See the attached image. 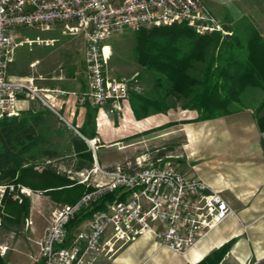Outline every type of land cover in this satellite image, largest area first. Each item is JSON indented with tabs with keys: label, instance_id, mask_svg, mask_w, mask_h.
<instances>
[{
	"label": "built area",
	"instance_id": "2783aa9c",
	"mask_svg": "<svg viewBox=\"0 0 264 264\" xmlns=\"http://www.w3.org/2000/svg\"><path fill=\"white\" fill-rule=\"evenodd\" d=\"M57 24H72V30L84 32L87 87L77 94L58 87H37L32 77L7 74L15 50L30 43L18 30L47 32ZM174 24H183L197 35H229L201 0H0V121L18 117L20 101L38 100L66 123L60 111L70 95L79 106L88 103L102 108L111 104L121 110L127 103L128 87L107 73L111 55L107 42L126 30L137 32ZM83 140L94 154L98 139ZM167 159L157 157L145 165L144 160H137L134 169L124 166L106 169L95 161L88 170L65 171L87 190L74 203L50 211L44 235L35 242L34 261L92 264L100 256L107 259L116 256L145 235L154 238L160 248L182 254L234 215L220 192L182 172ZM34 169L41 171L38 166ZM22 189L20 193L30 197ZM7 190L11 194L14 188L0 187V206ZM114 192L116 196L111 202L91 211L102 197ZM12 198L21 202L16 194ZM86 214L89 215L84 217ZM76 219L81 220L69 231V223ZM24 225L31 227L32 221L26 218ZM4 253L2 249L1 254Z\"/></svg>",
	"mask_w": 264,
	"mask_h": 264
},
{
	"label": "trees",
	"instance_id": "16d2710c",
	"mask_svg": "<svg viewBox=\"0 0 264 264\" xmlns=\"http://www.w3.org/2000/svg\"><path fill=\"white\" fill-rule=\"evenodd\" d=\"M224 27L229 33L227 37H221L220 33L197 35L183 24L153 26L134 32L133 52L139 67L134 80L146 81L148 85L142 92L128 90L127 103L135 120L165 115L177 108L196 111L193 121L234 114L244 108V92L257 89L263 97L254 108V118L258 130L264 132V114H261L264 38L245 16ZM83 107L85 115L79 132L92 138L96 136L94 119L98 108L88 103ZM50 115L47 110H27L21 117L0 121V181L21 184L32 192H45L54 202L72 204L87 190L83 185H75L65 172L59 174L50 164L41 173L32 169L39 157L47 160L58 157L56 149L42 147L52 129L48 125ZM69 146L74 162L66 166L67 170L74 173L92 167V154L83 140L72 136ZM159 155L162 157L163 153ZM115 196L116 192L105 195L91 211L102 209ZM29 205L26 197L20 203L8 196L2 199L3 212L9 219L26 217ZM80 220L70 222L68 230ZM230 244L213 250L196 264H220ZM0 264H4L1 258Z\"/></svg>",
	"mask_w": 264,
	"mask_h": 264
},
{
	"label": "crops",
	"instance_id": "0c3cea01",
	"mask_svg": "<svg viewBox=\"0 0 264 264\" xmlns=\"http://www.w3.org/2000/svg\"><path fill=\"white\" fill-rule=\"evenodd\" d=\"M201 1L219 21L233 24L243 16L247 17L264 38V0ZM86 87L79 92L85 91ZM262 97L260 90L248 89L243 94L244 108L239 112L204 121H193L197 117L194 111H180L178 116L169 113L149 116L145 119L152 120L144 127L138 124L144 119L135 120L128 103L123 104L122 118L116 127L106 117L104 131L96 129L95 137L102 143H121L131 135L156 130L170 122L187 121L180 124L184 139L182 155L187 156L188 166L184 173L200 179L211 190L220 192L234 215L226 218L194 248L182 254L160 248L154 238L145 235L116 256L110 259L100 256L92 264H196L227 243L231 244L224 261L230 259L236 264L264 262V132L258 130L254 118V108ZM28 104L29 101L18 103L21 111L27 110ZM126 109L129 110L128 119H132L134 124H124ZM61 111L67 116L75 113L77 121L80 119L83 124L85 108L76 103L74 96L66 98ZM100 111L102 109H98V114ZM261 114H264V108ZM168 153L164 152L163 156ZM192 159H200V162L193 163ZM95 161L102 168L111 169L119 164L120 157H106L99 161L96 156ZM33 202L37 203L35 212L38 216L30 227V233L35 244L44 235L48 224L44 214L49 207H40L36 199ZM51 203L56 202L51 200Z\"/></svg>",
	"mask_w": 264,
	"mask_h": 264
},
{
	"label": "rangeland",
	"instance_id": "374dc122",
	"mask_svg": "<svg viewBox=\"0 0 264 264\" xmlns=\"http://www.w3.org/2000/svg\"><path fill=\"white\" fill-rule=\"evenodd\" d=\"M221 23H223L224 26L226 25L223 21H221ZM72 27V24H57L47 32H40L36 29H19V35L28 38L30 43L15 50L7 74L16 78L32 77L34 78V83L37 87H58L70 93H79V90L87 85V76L83 62L85 36L84 32H76L71 29ZM133 36L134 32L126 30L114 35L107 42L111 48V55L107 62V73L111 78L123 81L127 85L128 90L142 92L148 85L146 81L134 80L139 72V67L135 62L133 52ZM31 40H35V42H31ZM22 73H26L27 75L21 76L20 74ZM122 108L123 107L121 106V110L114 109L111 104H106L102 108H98L102 109L104 113L100 111L98 114L97 109L94 119L95 132L96 129L100 132L104 131L107 118L111 120L116 127L119 119L122 118ZM27 110L33 112L47 110L50 112L38 100H30L27 105ZM180 111L181 110L177 108L170 110L168 113L171 114V116H178ZM22 112L23 111L20 112L18 117H21ZM50 114L48 125L52 127V129L50 133L46 135V144H43L42 147L57 150L58 157L49 160L50 166L57 170L59 174H62L67 171L68 168L66 166L74 162L72 161L73 155L71 154L69 146L70 137L78 136L81 140H83V138H90L83 136L79 132V129L83 124L80 122V119L77 121L75 113V116L69 114L67 116L64 112L60 111V114L66 120V123L57 115H54L51 112ZM128 114L129 110L126 109L123 118L124 124H134L132 119H128ZM150 120L152 119H144L138 124L145 127L149 124ZM170 124V126H165L162 129L131 135L120 141L121 143H102L97 138L98 143L96 144L94 152L95 158L97 156V159L101 161L106 157L108 159H117L120 157L119 164L116 166H124L134 169L137 168V160H144L145 162L142 163L145 165L149 162H153L157 157H160L159 154L169 152L166 156L162 157H169L167 160L174 163L182 172H186L185 170L188 168L186 164L187 156L182 155V144L184 140L180 130L182 125H180L181 123L174 122H170ZM83 142L85 143L84 140ZM87 148L93 156V153L88 146ZM47 161V159L39 157L33 163L32 169L37 173H41L45 167L49 166ZM94 162L93 159V163ZM191 162H200V159H192ZM34 166L40 167L41 171H36ZM73 182L75 185L78 182L77 179H75V176ZM2 186H12L14 188L11 194H9L8 192L10 191L7 190L4 196H8L13 201H16V199L12 198L15 194L21 199L26 197L29 199L30 205L26 217L14 220L6 217L3 212L1 201L0 258L4 264H36L34 263V260L37 257V255L35 256L37 253V246L33 243L34 240L30 233V227L27 228L24 225L26 218L33 221L32 224L37 220L38 215L35 212L37 203L33 202V199H36L40 207L45 205L49 207L44 214L47 218L53 208L70 203L56 202L55 204H52L50 196L45 192H32L30 197H27L20 193V190L23 187L21 184L0 181V187ZM32 202L33 208L30 210ZM2 249H5L3 255L1 254ZM220 264L236 263L230 259H226L225 261L223 259ZM248 264L253 263L250 262Z\"/></svg>",
	"mask_w": 264,
	"mask_h": 264
},
{
	"label": "bare ground",
	"instance_id": "6f19581e",
	"mask_svg": "<svg viewBox=\"0 0 264 264\" xmlns=\"http://www.w3.org/2000/svg\"><path fill=\"white\" fill-rule=\"evenodd\" d=\"M22 191H23L25 194H27V195H30V194H31V193L29 192V190L26 189V188L22 189Z\"/></svg>",
	"mask_w": 264,
	"mask_h": 264
},
{
	"label": "water",
	"instance_id": "95a60500",
	"mask_svg": "<svg viewBox=\"0 0 264 264\" xmlns=\"http://www.w3.org/2000/svg\"><path fill=\"white\" fill-rule=\"evenodd\" d=\"M92 157H93V159H94V161H95V155H94V154H93V156H92Z\"/></svg>",
	"mask_w": 264,
	"mask_h": 264
}]
</instances>
